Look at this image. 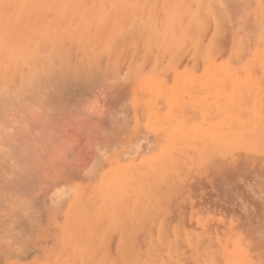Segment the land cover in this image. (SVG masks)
<instances>
[{"label":"rangeland","instance_id":"374dc122","mask_svg":"<svg viewBox=\"0 0 264 264\" xmlns=\"http://www.w3.org/2000/svg\"><path fill=\"white\" fill-rule=\"evenodd\" d=\"M177 1L69 18L45 7L50 23L24 10L33 33L68 18L61 32H30L55 33L36 65L49 76L62 64L64 79L30 75L21 59L10 81L31 99L17 90L26 98L7 105L10 82L0 94V264H264V0ZM97 19V30L112 21L100 44L86 31ZM35 78L58 87L41 83L46 97Z\"/></svg>","mask_w":264,"mask_h":264},{"label":"bare ground","instance_id":"6f19581e","mask_svg":"<svg viewBox=\"0 0 264 264\" xmlns=\"http://www.w3.org/2000/svg\"><path fill=\"white\" fill-rule=\"evenodd\" d=\"M180 1V0H179ZM206 1L207 0H199V5L201 6V7H206ZM212 1V0H211ZM222 1V0H221ZM139 2H140V4H142V7H158V6H160V7H181L184 3H182V5L180 4V6H179V2L177 1V0H168V2L166 3V2H162L161 0H0V94L3 96V91L5 90V92H7V93H11L10 91H8V89H9V87L7 86V82H10V84L11 85H13V87H12V90L14 89V85H15V78H12L13 80H11L12 82H14L13 84H12V82L10 81V78L12 77V73L14 74L15 73V68L16 67H14V64L16 65V63H18V61L19 60H21V59H23V61H24V59H28V64H29V67L31 68V70L29 71L28 69V71L29 72H27L28 74H30V73H32V75H36V76H40V74H42V73H44V72H46L45 70H43V72H39L40 70H38V68L40 67H42L44 64H43V61H41L40 60V62H42V66H40L39 65V67L36 65V63H37V60H38V58L40 57L41 58V52H42V49H40V46H41V43L43 44V43H48V41H49V39L47 40L46 38H48V36L49 37H51L52 36V38H51V40L53 41V37L55 36L54 34H52L51 36L49 35V34H51L52 32H54V27L53 26H55V27H57V26H59L64 20L66 21L67 20V22H69L68 21V18L70 17L69 15H71L70 14V10H72L74 7H78V8H76V9H78V10H80L79 12H78V10H77V13H76V16H77V14L78 13H80L81 12V10H82V7H87L86 8V10H85V12L87 11V15L88 16H90L89 14H88V11L90 10L92 13H93V11L94 10H96V11H98V7H134V9H135V7H139L140 5H139ZM189 3L190 2V0H186V3ZM193 2V1H192ZM214 1H212V3H213ZM225 2V1H224ZM211 3V2H210ZM211 3V4H212ZM226 3V2H225ZM215 4H216V0H215ZM220 4V3H219ZM205 5V6H204ZM213 6H215L214 5V3L212 4ZM213 6H210V7H213ZM219 6V5H218ZM222 6V5H221ZM10 7H14L15 8V11H13V9H11ZM30 7H36L37 9H38V7H49V9L52 7V8H63V7H65L64 9L66 10H64V13H62V14H65L66 12H68V13H66L67 15H68V18L67 19H65V17H64V15L62 16V14H61V17H64L63 19L64 20H62V19H60V21L59 22H57V24L56 25H53V23H51V25H52V28H50V29H48L49 27H45L44 25L46 24V17H48L49 18V16H46V15H49L51 12V14L53 15V12L54 13H56L55 11H53V10H49V9H47V8H45V10H44V8L40 11V10H37V9H35L36 11H37V15H36V13H35V15L36 16H38L40 13H41V16H42V19H44V20H46L45 21V23H44V25H42V23L41 24H39V25H41L39 28H40V30H38V29H36L37 31H39L38 33H40L41 32V29L43 28L42 26H44V28L45 29H48V30H46L45 31V29L43 28V32H48L49 30H50V33L48 34V36L45 38V40H47L46 42H43V41H45V40H43L44 38H42L41 40H39V42H41V43H39V42H36V39H38V37L34 40L33 39V36L31 35L33 32H34V24L36 25V24H38V23H34L33 25L32 24H30V25H32L33 27H31L29 24L28 25H26V22L25 21H28L27 19H29V17H31V15H28V14H32V13H30L31 11H29V13H27V15H26V17H24V15L22 14V13H24V10L25 9H27V8H30ZM69 7H71V8H69ZM89 7H93L94 9H89ZM183 7V6H182ZM185 7V6H184ZM216 7H217V5H216ZM41 8H39V9H41ZM67 8L68 9H70L69 11L67 10ZM81 8V9H80ZM32 9V8H31ZM31 9H29V10H31ZM75 9V8H74ZM88 9V10H87ZM152 9V8H151ZM47 10H49L48 12H49V14H48V12H47ZM27 11V10H26ZM39 11V12H38ZM47 12V14H43L42 12ZM56 11H57V9H56ZM59 11V10H58ZM58 11H57V13H58ZM74 11L75 10H73V13H74ZM89 11V12H90ZM28 12V11H27ZM76 12V11H75ZM138 12V11H137ZM57 13H56V15L54 16V18L55 17H59L60 18V16H57ZM183 13H184V11H183ZM43 14V15H42ZM65 14V15H66ZM81 14V13H80ZM79 14V15H80ZM86 14V13H85ZM85 14H83V19L82 20H84V21H81L80 20V25H78L77 27V29H76V32H77V34H79V28H82L83 26H82V24L84 25V22H85V20H87L86 18L88 17L87 15H85ZM128 14V13H127ZM151 14H153V13H151ZM34 15V16H35ZM51 15V16H52ZM143 15V14H142ZM141 15V16H142ZM26 19H24L23 17ZM36 16H35V19H36ZM40 16V15H39ZM44 16H46L45 18H44ZM85 16V17H84ZM98 17V13L94 16V18L95 17ZM101 16V15H100ZM207 16V15H206ZM18 17H20L19 19H18ZM96 17V18H97ZM23 18V19H22ZM31 18H33V16L31 17ZM30 18V19H31ZM54 18H52L53 20H51V22L53 21V22H55L58 18H56V20L54 19ZM74 18V17H73ZM124 18V17H123ZM194 18V17H193ZM29 19V21H31ZM41 18H39V20H40ZM75 19H77V17L75 18ZM113 20V17L112 18H110V20ZM121 19V18H120ZM139 19H141V18H139ZM195 19V18H194ZM193 19V20H194ZM19 20H21V21H19ZM44 20H42V21H44ZM55 20V21H54ZM62 20V21H61ZM92 20H93V18H92ZM116 20V19H115ZM137 18H136V21H134V23H136L137 22ZM149 20V19H148ZM34 21H37V22H39L37 19L36 20H34ZM42 21H40V22H42ZM63 22L64 24L66 23L67 24V22ZM74 21H77V20H73V21H71L70 22V24L72 23V24H74L73 22ZM25 22V24H23V23ZM33 22V21H32ZM31 22V23H32ZM61 22V23H60ZM108 22V21H107ZM106 22V26H105V30L102 28V26H101V30L99 29V30H97L98 29V27H96V28H94V25L95 24H97L98 25V19L95 21V23H93V26H91L90 28H87L86 29V31L88 32H90V30L92 31V28L93 29H95V31L93 30V32H90L89 34L91 35L92 33L93 34H95L96 33V30L97 31H99V33H100V35H99V33H97V34H95L94 35V37L96 38H101V37H103L104 39H106V38H109V28L111 27L108 23L110 22V24H111V22L112 21H109L108 23ZM22 23V25H24V28H25V26H27V30H28V32H27V30L26 29H24L23 27H22V29L26 32V33H24V31L22 30V29H18V28H20L22 25H20V24ZM30 23V22H29ZM47 23H50V22H48L47 21ZM58 23H60V24H58ZM78 23V22H77ZM177 23V22H176ZM65 24V25H66ZM71 24V25H72ZM110 26H108V25ZM115 24V23H114ZM38 25V26H39ZM63 24H61L60 26L61 27H59V28H57V32H61L62 30V26ZM70 25V26H71ZM100 25V24H99ZM98 25V26H99ZM104 25V24H103ZM136 25V24H135ZM147 25V24H146ZM15 26H18V28H17V32L18 31H23V33H22V36H17V35H15V34H13V32H14V30H13V28H15ZM20 26V27H19ZM28 26H30L31 27V29H33L32 31H29V28H28ZM37 26V25H36ZM81 26V27H80ZM88 26H90V25H88ZM140 26V25H139ZM106 27H107V29H106ZM137 27V26H136ZM141 27V26H140ZM36 28V27H35ZM149 28V27H148ZM147 28V29H148ZM56 29V28H55ZM135 29V28H134ZM143 29H145V28H143ZM61 30V31H60ZM106 30H108V32H105ZM133 30V29H132ZM137 30V29H136ZM135 30V31H136ZM140 30V29H139ZM139 30H137L138 32H139ZM177 30V29H176ZM191 30V29H190ZM36 31V32H37ZM52 31V32H51ZM81 31V30H80ZM84 32V35L86 36L87 35V32ZM104 31V32H103ZM112 32L110 33L111 35L110 36H112V33H113V30H111ZM30 32H31V34H30ZM33 33V35H36V34H38V33ZM72 32H74V31H72ZM95 32V33H94ZM101 32H103V33H101ZM142 32V31H141ZM143 32H145V30L143 31ZM148 32V31H147ZM147 32H145V33H147ZM42 33V32H41ZM41 33L40 34H38V35H40L41 36ZM64 33H67V31L66 32H64ZM107 33V34H106ZM140 33V32H139ZM145 33H143V34H145ZM24 34V35H23ZM70 34V33H69ZM77 34H73V36L71 37L72 39H73V37H76L77 36ZM82 34V33H81ZM80 34V35H81ZM127 33H125V35H126ZM137 34V33H136ZM189 34V33H188ZM19 35H21V33L19 34ZM76 35V36H75ZM132 35V34H131ZM134 35H135V33H134ZM133 35V36H134ZM147 35V34H146ZM14 36V37H13ZM17 36V38H15ZM42 36H45L44 35V33L42 34ZM66 35L64 34V36H63V34H62V36L61 37H64L65 39L67 38V37H65ZM93 36V35H92ZM92 36H90V38L92 37ZM105 36H108V37H105ZM140 36H141V34H140ZM144 36V35H143ZM148 36V35H147ZM12 37L14 38V39H12ZM57 37H59V36H57V34H56V39H57ZM86 37H88L87 38V40L90 42V46H91V44L92 45H94L95 44V42L97 41V40H100V41H98V43L100 42L101 43V39L99 38V39H96V41H95V39L93 40V39H91L90 40V38H89V36H86ZM86 37L84 38L85 40H86ZM93 37V38H94ZM128 37H130L131 38V36H128ZM127 37V35H126V38H128ZM137 37H138V35H137ZM149 37H151V36H149ZM35 38V37H34ZM64 38H62V40H64ZM71 38H68V40H69V42L67 43V45L68 44H70L71 45V43H70V41L72 40ZM125 38V39H126ZM129 38V39H130ZM140 38V37H139ZM139 38H138V40H139ZM146 38V37H145ZM16 39V40H15ZM40 39V38H39ZM103 39V40H104ZM113 39V38H112ZM116 39V38H115ZM119 39V38H118ZM43 40V41H42ZM55 40V39H54ZM67 40V41H68ZM76 40H77V38H76ZM80 40V39H79ZM78 40V41H79ZM85 40H81V42H78V41H76V44H81L80 46H81V48L83 49V51L85 50L86 51V49L85 48H87L88 49V53H89V49H90V46H89V42L85 45V48H83V42H85ZM93 40V41H92ZM137 40V39H136ZM57 41V40H56ZM66 41V40H65ZM65 41H63L64 43H65ZM83 41V42H82ZM105 41V40H104ZM116 41V40H115ZM114 41V42H115ZM126 41H127V39H126ZM140 41V40H139ZM58 42V41H57ZM61 42V41H60ZM94 42V43H93ZM47 43H46V46H47ZM53 43H55V42H53ZM99 43V44H100ZM124 43H125V40H124ZM141 43V42H140ZM39 44V45H38ZM58 44H60V46L62 47V44L63 43H59L58 42ZM96 44H97V42H96ZM95 44V45H96ZM65 45V44H64ZM67 45H65L64 46V48L67 46ZM74 45V44H73ZM119 45V44H118ZM124 45V44H123ZM140 45V44H139ZM138 45V46H139ZM43 46H45L44 44H43ZM54 46H57L56 44H54L52 47H54ZM76 46H79V45H76ZM98 46V45H97ZM127 46V45H126ZM50 47H51V44H50ZM103 46L102 45H100L98 48H95L96 50L97 49H99V48H102ZM116 47V46H115ZM121 47V46H120ZM123 47V46H122ZM161 47V46H160ZM43 48V47H42ZM57 48H58V46H57ZM60 48V47H59ZM58 48V49H59ZM63 48V47H62ZM62 48H60L59 50L58 49H56V48H54V50H56V53L57 52H59V53H57V56L58 57H60V54H62V55H65V54H63L65 51L62 49ZM77 48V47H76ZM144 48V47H143ZM50 50H47V52H49L48 53V55H51L52 53H51V49L52 48H49ZM72 50V48H70V46H68L65 50L67 51V50ZM79 50H82V49H80V48H78ZM95 49L93 50L94 52H96L95 51ZM137 49H139V48H137ZM141 49V48H140ZM44 50V49H43ZM62 50L64 51V52H62ZM70 50L68 51V52H70ZM76 50V49H75ZM91 50V49H90ZM44 51H46V50H44ZM44 51H43V54H44V56L47 54V52H45L44 53ZM60 51H61V53H60ZM73 51V50H72ZM72 51L68 54L67 53V55H70L71 53H72ZM83 51H81V52H83ZM130 51V50H129ZM91 52V51H90ZM85 54V53H84ZM99 54V53H98ZM54 55L56 56V54L54 53ZM67 55H65L66 57H68ZM72 55V54H71ZM70 55V56H71ZM86 55H88V54H86ZM86 55H85V57H86ZM92 55V54H91ZM137 55V54H136ZM55 56H54V58H55ZM69 56V57H70ZM88 56H90V53H89V55ZM87 56V57H88ZM49 57V56H48ZM48 57H45V58H48ZM52 57V56H51ZM68 57V58H69ZM5 58V59H7V60H5L6 62H4L3 61V59ZM43 58V57H42ZM63 58V57H62ZM71 58H72V56H71ZM71 58H69V59H67V60H71ZM82 58H84L83 56H82ZM82 58H80V59H82ZM90 58L91 57H88V59H89V61H90ZM2 59V60H1ZM64 59V58H63ZM63 59H59L60 61H63L64 62V60ZM80 59L78 60V62H81L80 61ZM44 60V59H43ZM46 60H49V58L48 59H45V61ZM23 61H22V63H23ZM27 61V60H26ZM39 61V60H38ZM58 62V63H63V62ZM76 61V60H75ZM91 61H93V60H91ZM87 62V63H93V62ZM237 61V60H236ZM40 62H38V63H40ZM55 62V61H54ZM65 62H66V60H65ZM65 62L63 63V64H65ZM14 63V64H13ZM21 63V66H23V64ZM37 63V64H38ZM48 63H49V61H48ZM67 64H68V62H66ZM69 63H71V62H69ZM74 64V68H75V62H73ZM53 64H55V63H53ZM66 64V65H67ZM94 64V63H93ZM92 64V65H93ZM49 65H51V64H49ZM61 65L62 64H60V66H59V68H58V66L56 67L55 65H54V67H53V65H51L50 66V70H51V68H54V73H53V71L52 72H50V74H49V76H47L45 73H44V75L46 76V77H50V75H53V76H55V77H57V76H59V78L61 77L62 78V76L64 75V73L63 74H59V72H61ZM70 65V64H69ZM69 65H67L68 67H69ZM79 64L77 63V66H78ZM82 65H83V61H82ZM92 65H90V66H92ZM17 66V65H16ZM21 66H19L18 67V73H19V70H20V74L22 75V73H23V75H27L26 73L24 74V70H23V68L21 67ZM26 66V65H25ZM28 66V65H27ZM26 66V67H27ZM65 66V65H64ZM64 66H62V67H64ZM66 66V67H67ZM88 66H89V64H88ZM87 66V67H88ZM158 66H160V65H158ZM230 66V65H229ZM38 67V68H37ZM44 67H46V66H44ZM43 67V68H44ZM66 67L63 69L62 68V70H64L65 71V69H66ZM95 67H96V64H95ZM101 67V66H100ZM29 68V69H30ZM47 68V67H46ZM56 68H58V69H60V70H58V69H56ZM83 68H84V66H83ZM90 68V67H89ZM96 68H98V66L96 67ZM14 69V70H13ZM45 69V68H44ZM48 69V68H47ZM70 69V68H69ZM86 69V68H85ZM85 69L83 70V71H85ZM92 69V68H91ZM113 69V68H112ZM33 70V71H32ZM56 70V71H55ZM21 71H23V72H21ZM75 71H77V69L76 70H71V72H75ZM81 71V70H80ZM79 71V72H80ZM17 72H16V74H17ZM35 74H34V73ZM48 72V71H47ZM52 73V74H51ZM62 73V72H61ZM67 73V72H66ZM19 74V75H20ZM59 74V75H58ZM72 74V73H71ZM75 74V73H74ZM73 74V76H75ZM81 74V73H80ZM7 75V76H6ZM9 75H11V76H9ZM22 75V76H23ZM31 75V74H30ZM68 75V74H67ZM67 75H65L66 76V78H67ZM16 76V75H15ZM21 76V77H22ZM36 76H34V77H36ZM78 76V75H77ZM24 77V76H23ZM42 77V76H41ZM68 77H70L69 75H68ZM25 78H26V83L28 84V82L30 81L31 82V79L30 78H32L33 79V77H28V76H25ZM54 78V77H53ZM59 78H57V81H58V79ZM77 78H79V76L77 77ZM19 79H20V82H21V78L19 77ZM24 79V78H23ZM28 79V80H27ZM35 79H37L38 81H39V79H40V77H39V79L38 78H35ZM62 79H64V78H62ZM68 79V78H67ZM71 79V78H70ZM70 79H68V81H65L66 83L65 84H67V82H70ZM73 79H71V81H72ZM48 82H53L52 81V79H48L47 80ZM47 81H43V82H41V81H39V83L38 84H40L41 86H42V88L44 87V85L46 84L45 82H47ZM62 81V80H61ZM75 81V80H74ZM20 82H19V84H20ZM47 82V86L45 85V87L44 88H47L48 90L51 88L50 86V84H52V83H48ZM64 82V81H63ZM63 82H62V84H63ZM73 82V81H72ZM35 83H37V82H35ZM34 82H33V84H28L30 87L32 86V85H34L35 84ZM41 83H44V85L43 84H41ZM9 84V85H10ZM37 84V85H38ZM55 84V83H54ZM54 84H52V85H54ZM58 84H59V82H58ZM62 85L63 87L64 86H66V85ZM22 85V83L20 84V85H18L19 87H21L22 89H23V87L21 86ZM26 85V84H25ZM28 85H26V86H28ZM37 85H35L34 87H35V89H36V87H37V89H38V91H40L41 90V86H37ZM50 85V86H49ZM57 85V83L55 84V86H52V88L51 89H53V87L55 88V87H58V86H56ZM17 86V87H18ZM61 85H59V88L60 89H62L61 87H60ZM3 87H4V89H3ZM17 87H16V91L15 90H13L12 91V93H14V92H18L17 94H19L20 92H22V91H20L19 89H17ZM33 87V86H32ZM49 87V88H48ZM5 88H7V90L5 89ZM11 88V87H10ZM44 88H43V90H41V91H44V94H45V96L46 97H48V95H47V93L49 94V92H45V90H47V89H45L44 90ZM3 89V90H2ZM26 89V88H25ZM28 89H30V88H28ZM33 89V88H32ZM57 89V88H56ZM2 90V91H1ZM17 90H19V91H17ZM31 90V89H30ZM16 93H14L15 95H16ZM22 93H25V95H27V97H29V96H31L30 94L28 95V94H26V91L25 92H22ZM31 93H32V91H31ZM34 94H35V92H33ZM37 93H39V92H37ZM14 94H12L15 98H13L12 96V99H11V101L9 100V102H8V104L7 105H10V104H12V103H14L13 105H11V106H14V105H16L17 103H16V101H19L20 100V98H21V94L17 97V95L15 96ZM34 94H32V95H34ZM50 96H52V93L50 92ZM1 95H0V101H2V105L4 104V102H3V99H2V97H1ZM5 95H7V94H5ZM24 95V94H23ZM22 95V98H26V96L24 97ZM37 95V94H36ZM39 95V94H38ZM10 96V95H9ZM35 96V95H34ZM49 96V97H50ZM259 96V95H258ZM17 97V98H16ZM22 98H21V100L20 101H22ZM30 98V97H29ZM33 98V97H32ZM51 98V97H50ZM50 98H49V100L48 101H51L50 100ZM4 99H5V97H4ZM16 99H18V100H16ZM31 99V98H30ZM35 99V98H34ZM36 99H37V97H36ZM39 100L37 101L38 103H39V101H43V100H45V102H48L47 101V99H45V97H44V99L41 97V99L42 100H40V98H38ZM13 100L15 101V102H13ZM6 101V100H5ZM31 101H33V99L31 100ZM11 102V103H10ZM18 103H20V102H18ZM0 106H1V102H0ZM4 106H6V105H3L2 107H4ZM1 108V107H0ZM7 108V107H6ZM5 109V107L3 108V110ZM7 110V109H6ZM0 112H2L1 110H0ZM5 113V112H4ZM9 113V112H8ZM2 116H3V113L1 114ZM8 116V115H7ZM7 116H5V117H7ZM12 117V116H11ZM7 118H10V116H8ZM5 119V118H4ZM211 126V125H210ZM190 148V147H189ZM212 159V158H211ZM182 161V160H181ZM183 174V173H182ZM19 186V185H18ZM17 186V187H18ZM20 187V186H19ZM22 193V192H21ZM19 196V195H18ZM2 235V234H1ZM3 237V236H2ZM9 237V236H8ZM8 241H10L9 240V238H8ZM3 242V241H2ZM4 243V242H3ZM10 244V243H9ZM4 247V246H3ZM16 249V248H15ZM1 250V249H0ZM113 250V249H112ZM3 251V250H2ZM99 255V254H98Z\"/></svg>","mask_w":264,"mask_h":264}]
</instances>
